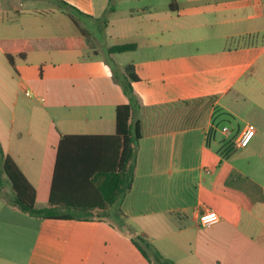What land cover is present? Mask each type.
Wrapping results in <instances>:
<instances>
[{"label":"crops","instance_id":"obj_1","mask_svg":"<svg viewBox=\"0 0 264 264\" xmlns=\"http://www.w3.org/2000/svg\"><path fill=\"white\" fill-rule=\"evenodd\" d=\"M44 1L0 0V141L36 187L37 207L49 206L62 134L112 135L117 106L130 103L144 135L132 187L113 207L36 217L10 203L11 185L0 189V264H155L138 235L176 264H264V76L251 72L250 39L264 30L263 0H115L111 11L110 0ZM97 24L103 48L65 47ZM71 25L78 34L60 32ZM18 41L30 48L11 65L5 52ZM124 43L137 48L109 51ZM192 45L197 53L181 48ZM130 64L136 101L123 87ZM197 104L206 118L189 123ZM248 123L257 128L248 146L222 156L218 142ZM205 210L220 221L200 226Z\"/></svg>","mask_w":264,"mask_h":264},{"label":"trees","instance_id":"obj_2","mask_svg":"<svg viewBox=\"0 0 264 264\" xmlns=\"http://www.w3.org/2000/svg\"><path fill=\"white\" fill-rule=\"evenodd\" d=\"M114 1L110 0V10L114 9ZM63 7L77 23L74 10L77 8L67 2ZM80 12V11H79ZM69 38L65 41L66 48L87 49L88 44L84 36ZM27 42L18 41L9 44L5 55L8 62L14 65L15 55L25 57L29 50ZM137 48L136 43L113 45L109 48L112 53L132 51ZM128 81L124 82V90L136 101L131 82L138 80L134 65L126 67ZM202 99L184 101L183 104L200 103ZM213 100L208 98V101ZM188 106V105H187ZM193 107V106H192ZM191 107V108H192ZM199 108V104L194 106ZM190 110V111H189ZM188 118L192 109L189 107ZM193 116V115H192ZM194 117V116H193ZM132 104H119L116 108V132L112 135L103 134H62L57 148L49 206L38 208L36 205V187L27 178L17 161L7 154L0 141V187L5 177L13 190L10 203L36 217L44 218H75V211L86 209H102L118 205L125 194L131 189L134 180V162L136 146L143 137V124L137 120L131 122ZM224 120H216V126L208 132L209 141L217 136V127ZM232 136L230 140L224 138L218 142V152L227 157L237 148ZM64 210V211H62ZM90 215L85 216L89 218ZM134 244L143 255L155 264H176L165 257L150 241L138 235L133 239Z\"/></svg>","mask_w":264,"mask_h":264},{"label":"rangeland","instance_id":"obj_3","mask_svg":"<svg viewBox=\"0 0 264 264\" xmlns=\"http://www.w3.org/2000/svg\"><path fill=\"white\" fill-rule=\"evenodd\" d=\"M263 2H264V0H263ZM44 6L49 7L51 5H49L47 0H45ZM253 21H254V23H258L257 25L262 23L260 19H254ZM100 26H101V24L92 25V35L90 37L89 36L86 37V40L88 42L87 44H89L92 47L94 45L98 49L103 48L105 43H106V38L104 40L105 34H104V32H102ZM59 29H61L60 32H62V33H69V34H78L79 33L78 28H76L73 25H71L68 28L60 27ZM250 39L252 40V42L254 43V46H255L254 52L256 54H259L254 65H253V69L251 72L256 74V76H264V30L260 29V33H254L252 36H250ZM107 41H110L111 44L116 42L115 39H111V37L109 38V40L107 39ZM227 44L228 43H224L223 46H227ZM194 46L195 45L188 46V47H181V48L184 50V52H186L188 54L189 53L190 54L197 53V50L194 48ZM211 46L216 47L217 44H215V45L211 44ZM202 50L203 49L201 48L200 51H202ZM91 56H92V54H91ZM0 58L4 59L2 55ZM5 64H7L6 61H4V60L0 61V66L5 65ZM201 105L202 104H200L199 106L201 107ZM200 107L199 108L197 107V109H196V107H192V108L190 107V109H192L193 111H192V113L190 112V118H188L189 123H192L195 120L197 121L200 118L199 117L200 115L202 117L206 118V114H203L204 111H201ZM207 107H208V103L206 104V106L204 105L205 109H207ZM233 123L235 124L236 122L233 121ZM6 188L10 189V183L5 177H3V182H2L0 189L5 191V190H7Z\"/></svg>","mask_w":264,"mask_h":264},{"label":"built area","instance_id":"obj_4","mask_svg":"<svg viewBox=\"0 0 264 264\" xmlns=\"http://www.w3.org/2000/svg\"><path fill=\"white\" fill-rule=\"evenodd\" d=\"M29 95V92H27ZM227 131V129H224ZM257 128L256 125L253 123H248L239 133V135L235 139V146L237 149L245 148L248 146L252 138L256 135ZM221 219L220 214L215 210H205L204 212L200 213L198 221L199 225L202 227H209L216 223H218Z\"/></svg>","mask_w":264,"mask_h":264}]
</instances>
